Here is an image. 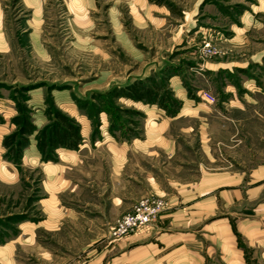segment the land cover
<instances>
[{
    "label": "rangeland",
    "instance_id": "rangeland-1",
    "mask_svg": "<svg viewBox=\"0 0 264 264\" xmlns=\"http://www.w3.org/2000/svg\"><path fill=\"white\" fill-rule=\"evenodd\" d=\"M0 42V264H63L100 236L86 210L96 192L105 191L100 201L108 193L97 179L117 154L107 147L143 140L154 126L151 108L163 110L125 97L127 86L148 79L175 100L177 112L186 103L178 92L210 106L201 99L209 92L211 106L243 110L229 123L243 126L242 140L264 137V0H0ZM205 44L211 54H203ZM207 63L231 68L205 72ZM243 63L245 69L234 66ZM55 113L79 127L74 157L59 148L46 159L37 149ZM20 115L30 135L19 136ZM211 119L173 123L171 133L201 158L197 137L178 129L198 134L203 121L213 127L225 120ZM211 132L213 141L223 140L220 130ZM12 134L26 139L18 157L3 146Z\"/></svg>",
    "mask_w": 264,
    "mask_h": 264
},
{
    "label": "crops",
    "instance_id": "crops-1",
    "mask_svg": "<svg viewBox=\"0 0 264 264\" xmlns=\"http://www.w3.org/2000/svg\"><path fill=\"white\" fill-rule=\"evenodd\" d=\"M234 66L245 69L246 64ZM203 68L205 72H213L230 71L231 67L207 63ZM150 71L148 68L139 79ZM255 87L251 81V90L257 91ZM177 99L186 103L172 117H167L161 109L151 108L149 119L154 126L145 131L143 140L131 145L123 142L120 148L112 142L107 147L117 154L110 157L111 171L99 174L97 179H105L108 193L100 201L105 191L96 192L97 203L91 199L92 211L86 210L94 214L102 232L81 248L84 255H74L63 264L264 263V137L259 135L257 143H247L241 136L243 126L229 124L238 123L235 119L242 116V109L223 111L216 105L194 104L183 92H178ZM196 117L214 118L211 120L216 123L220 117L225 119L224 124L213 127L203 121V134L185 132L192 127L180 125V135L189 133L197 137L198 148L203 151L201 158L187 152L193 146H187V142L177 140L178 134L171 133L173 123L189 124ZM157 122L161 124L159 128ZM212 130L216 133L220 130L223 140L213 141ZM130 147L137 150V156L130 155ZM61 151L65 157H74L75 151L63 148ZM131 160L136 161L133 164L137 167L129 174ZM111 177L116 181L121 179V186ZM149 195L164 200L165 212L150 226L112 241L106 229L129 212L139 198Z\"/></svg>",
    "mask_w": 264,
    "mask_h": 264
},
{
    "label": "trees",
    "instance_id": "trees-1",
    "mask_svg": "<svg viewBox=\"0 0 264 264\" xmlns=\"http://www.w3.org/2000/svg\"><path fill=\"white\" fill-rule=\"evenodd\" d=\"M149 80H140L136 84L127 86L124 95L135 101L156 104L161 107L167 115H174L177 108L174 106L175 100L170 96L160 94V88L157 85H148ZM23 109L20 108L19 111ZM19 125V136L30 135L33 131L27 117L20 115L14 119ZM37 149L46 158L50 159L56 149L63 148L68 150H76L81 142L79 127L65 116L55 113V122L47 129L40 131L37 135ZM26 145V139H16V135L12 134L3 140V146L10 149L15 157H18L21 150Z\"/></svg>",
    "mask_w": 264,
    "mask_h": 264
},
{
    "label": "built area",
    "instance_id": "built-area-1",
    "mask_svg": "<svg viewBox=\"0 0 264 264\" xmlns=\"http://www.w3.org/2000/svg\"><path fill=\"white\" fill-rule=\"evenodd\" d=\"M203 54H211L208 44L203 46ZM201 99L208 104H214L215 98L205 92ZM166 210L163 199L155 196H144L139 198L131 207L130 211L118 217L108 230V237L116 241L123 237L135 234L153 224Z\"/></svg>",
    "mask_w": 264,
    "mask_h": 264
}]
</instances>
